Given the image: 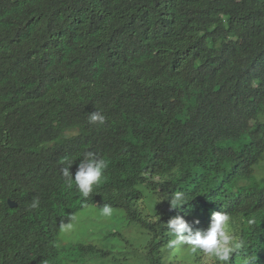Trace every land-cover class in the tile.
<instances>
[{
	"label": "trees",
	"instance_id": "16d2710c",
	"mask_svg": "<svg viewBox=\"0 0 264 264\" xmlns=\"http://www.w3.org/2000/svg\"><path fill=\"white\" fill-rule=\"evenodd\" d=\"M85 151L108 166L83 199L59 161L74 175ZM175 191L191 200L172 208ZM104 204L147 237L109 264H214L164 225L214 211L245 241L232 264H264V0H0V264L109 257L57 244Z\"/></svg>",
	"mask_w": 264,
	"mask_h": 264
},
{
	"label": "clouds",
	"instance_id": "9594fccd",
	"mask_svg": "<svg viewBox=\"0 0 264 264\" xmlns=\"http://www.w3.org/2000/svg\"><path fill=\"white\" fill-rule=\"evenodd\" d=\"M89 122L104 125L107 117L100 111H94L89 115ZM75 161L68 157H62L59 161L60 175L69 187L75 184L76 190L83 199L89 197L94 186H98L104 181V172L108 166L106 158L99 156L92 151H85L75 174L70 171V167ZM172 208H180L191 199L183 191H175L167 199ZM32 208L39 207L38 198H34ZM100 214L110 217L113 214V207L104 204L100 209ZM71 219V218H70ZM199 223V221H195ZM253 223V221H249ZM165 225L168 234L174 239H170L169 247L182 244L187 247L191 255H200L214 261V264H232L233 255L240 252L245 245V241L239 238L235 230V220L232 215L225 211H214L210 215V220L206 228H194L192 224L183 216L171 217ZM71 223L61 221V231H68L72 228ZM243 264H255L254 257H246Z\"/></svg>",
	"mask_w": 264,
	"mask_h": 264
},
{
	"label": "rangeland",
	"instance_id": "374dc122",
	"mask_svg": "<svg viewBox=\"0 0 264 264\" xmlns=\"http://www.w3.org/2000/svg\"><path fill=\"white\" fill-rule=\"evenodd\" d=\"M101 208L88 205L81 209L69 222L73 227L68 231L60 230L57 238L60 247L93 244L111 252L107 258H87L84 264H109L107 259L129 256V251L132 253L134 249L141 250L146 243L147 237L143 229L139 224L129 222L123 209L113 208V214L104 217L100 214ZM66 254L63 251L65 261L68 260Z\"/></svg>",
	"mask_w": 264,
	"mask_h": 264
},
{
	"label": "water",
	"instance_id": "95a60500",
	"mask_svg": "<svg viewBox=\"0 0 264 264\" xmlns=\"http://www.w3.org/2000/svg\"><path fill=\"white\" fill-rule=\"evenodd\" d=\"M8 203H9V205H10L11 208H15V207L18 206V203L15 202V201L12 200V199H9V200H8Z\"/></svg>",
	"mask_w": 264,
	"mask_h": 264
},
{
	"label": "bare ground",
	"instance_id": "6f19581e",
	"mask_svg": "<svg viewBox=\"0 0 264 264\" xmlns=\"http://www.w3.org/2000/svg\"><path fill=\"white\" fill-rule=\"evenodd\" d=\"M255 64V63H254Z\"/></svg>",
	"mask_w": 264,
	"mask_h": 264
}]
</instances>
